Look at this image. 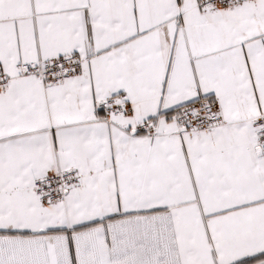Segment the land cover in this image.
Wrapping results in <instances>:
<instances>
[{
	"label": "snow or ice",
	"instance_id": "obj_1",
	"mask_svg": "<svg viewBox=\"0 0 264 264\" xmlns=\"http://www.w3.org/2000/svg\"><path fill=\"white\" fill-rule=\"evenodd\" d=\"M0 264H264V0H0Z\"/></svg>",
	"mask_w": 264,
	"mask_h": 264
}]
</instances>
